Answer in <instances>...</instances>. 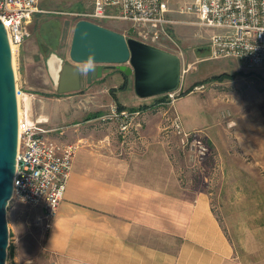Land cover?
Masks as SVG:
<instances>
[{
    "label": "rangeland",
    "instance_id": "obj_1",
    "mask_svg": "<svg viewBox=\"0 0 264 264\" xmlns=\"http://www.w3.org/2000/svg\"><path fill=\"white\" fill-rule=\"evenodd\" d=\"M91 1H39L38 7L58 12H35L25 23V37L12 55L18 108L26 107L28 98L32 118L45 120L49 136L77 146L76 164H155L162 167L163 180L170 179L188 191H206L234 247L233 258L225 264H264V67L250 70L238 59L209 56L207 39L215 30L191 23L197 20L195 15L177 11L187 0H167L174 9L167 16L178 20L168 25V32L184 55L179 89L173 103H154L142 109L129 130L122 133L108 116L113 103L110 87L117 84V79L104 82L99 78L88 84L83 79L79 90L55 95L44 64L51 52L68 58L73 28L81 18L75 12L89 10ZM106 25L125 36L130 34L124 22L115 20ZM161 39L166 48L174 50L172 40ZM25 69L31 75L30 89L22 83ZM222 72L234 75L222 81L210 79ZM198 82L202 84L179 95ZM118 91L120 98L128 93ZM154 100L140 98L125 107ZM175 114L184 132L207 143L205 155L193 154L182 141V133L172 128ZM193 126L200 132H194ZM38 215L32 205L15 199L8 202L10 247L6 264H12L15 232L21 235V248L34 264L57 263L43 248L46 230L36 224ZM172 229L173 223L165 218L163 245L177 241Z\"/></svg>",
    "mask_w": 264,
    "mask_h": 264
},
{
    "label": "crops",
    "instance_id": "obj_2",
    "mask_svg": "<svg viewBox=\"0 0 264 264\" xmlns=\"http://www.w3.org/2000/svg\"><path fill=\"white\" fill-rule=\"evenodd\" d=\"M44 62L46 66V59ZM25 71L22 83L30 89L31 75ZM119 71L116 65H107L100 80L117 79L110 88L116 89L118 102L134 104L140 98L130 76L131 85L120 89L128 93L120 98L117 87L123 76ZM194 132H200L199 128ZM77 150L64 197L43 243L56 264H225L233 258V244L213 211L209 193L188 191L170 179L163 180L162 167L155 164H76ZM34 207L40 214L42 208ZM165 218L173 223L171 231L178 236L167 245L162 243ZM20 241L21 235L15 232L12 264L32 260Z\"/></svg>",
    "mask_w": 264,
    "mask_h": 264
},
{
    "label": "built area",
    "instance_id": "obj_3",
    "mask_svg": "<svg viewBox=\"0 0 264 264\" xmlns=\"http://www.w3.org/2000/svg\"><path fill=\"white\" fill-rule=\"evenodd\" d=\"M39 1L0 0V19L10 45L17 49L25 37V23L33 13L58 12L38 7ZM172 10L167 0H92L89 10L75 14L101 25L115 20L124 22L133 37L175 53L182 60L183 52L168 32V25L178 22L167 16ZM177 11L195 15L197 20L191 23L215 30L207 39L209 56L232 57L249 68L264 65V0H187ZM161 37L172 40L174 50L166 48L160 42ZM176 91L162 94L167 99L165 103H173ZM140 111L120 110L114 101L108 116L117 122L123 133L129 130ZM44 122L43 118H32L28 108H20V111L18 108L12 198L41 207L36 224L47 230L64 197L77 146L49 136ZM172 128L182 133V141L189 145L193 154L200 157L207 153V143L192 133L184 132L176 114ZM26 264H34V261L28 260Z\"/></svg>",
    "mask_w": 264,
    "mask_h": 264
},
{
    "label": "water",
    "instance_id": "obj_4",
    "mask_svg": "<svg viewBox=\"0 0 264 264\" xmlns=\"http://www.w3.org/2000/svg\"><path fill=\"white\" fill-rule=\"evenodd\" d=\"M52 56L54 71L50 66ZM108 64H115L131 77L133 91L142 99L176 91L181 83L178 55L84 18L74 25L68 58L55 52L46 58V69L60 94L79 90L83 79L90 83L101 78ZM17 143L16 79L11 45L0 19V264H6L9 246L6 208L13 199Z\"/></svg>",
    "mask_w": 264,
    "mask_h": 264
},
{
    "label": "trees",
    "instance_id": "obj_5",
    "mask_svg": "<svg viewBox=\"0 0 264 264\" xmlns=\"http://www.w3.org/2000/svg\"><path fill=\"white\" fill-rule=\"evenodd\" d=\"M106 27H108L107 25H104ZM130 33V32H129ZM128 36H132V34H128ZM133 37V36H132ZM121 72L122 76H123V81L122 83L117 87L118 89H125L128 85H129V76L124 74L122 71H119ZM227 75H234V73H228V72H222V73H219V74H215V75H212L210 77L211 80H218V81H222L224 79L225 76ZM198 84H202L201 82H198L196 83L195 85L189 87L188 89H186L185 91L183 92H180L179 95H182V94H185V93H188L190 91L193 90L194 86L198 85ZM114 89L115 88H110V92L112 94V97H113V100L116 102L118 108L121 110L123 108H127L125 107L124 105H122L120 102H118L117 98H116V95L114 94ZM55 95H60V93H58L57 91L55 92ZM153 98L155 99L153 101V103H150V104H144V105H141V106H135V107H128V109L130 110H134V109H139V110H142V109H148L150 108V106H152L154 103H165V101L167 100L166 97L164 95H157V96H153ZM89 118V117H88ZM10 247V245L8 246V248Z\"/></svg>",
    "mask_w": 264,
    "mask_h": 264
},
{
    "label": "bare ground",
    "instance_id": "obj_6",
    "mask_svg": "<svg viewBox=\"0 0 264 264\" xmlns=\"http://www.w3.org/2000/svg\"><path fill=\"white\" fill-rule=\"evenodd\" d=\"M16 48L13 46V45H11V51H12V55L14 54V50H15ZM53 57V56H52ZM54 57L53 58H51V61H50V66H51V69L54 71V69L56 68V64H55V62H54ZM14 63V62H13ZM15 79H16V77H15ZM18 99V98H17ZM18 106V105H17ZM19 107V106H18ZM19 111H20V109H19Z\"/></svg>",
    "mask_w": 264,
    "mask_h": 264
},
{
    "label": "flooded vegetation",
    "instance_id": "obj_7",
    "mask_svg": "<svg viewBox=\"0 0 264 264\" xmlns=\"http://www.w3.org/2000/svg\"><path fill=\"white\" fill-rule=\"evenodd\" d=\"M55 16H53V18H54ZM45 49V48H44Z\"/></svg>",
    "mask_w": 264,
    "mask_h": 264
}]
</instances>
